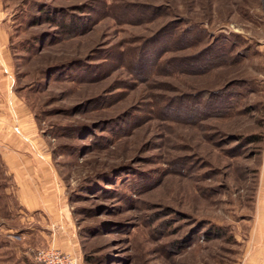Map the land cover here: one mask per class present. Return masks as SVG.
Instances as JSON below:
<instances>
[{
    "label": "rangeland",
    "instance_id": "374dc122",
    "mask_svg": "<svg viewBox=\"0 0 264 264\" xmlns=\"http://www.w3.org/2000/svg\"><path fill=\"white\" fill-rule=\"evenodd\" d=\"M0 110L55 165L82 254L20 240L0 150V264H264V0H0Z\"/></svg>",
    "mask_w": 264,
    "mask_h": 264
},
{
    "label": "crops",
    "instance_id": "0c3cea01",
    "mask_svg": "<svg viewBox=\"0 0 264 264\" xmlns=\"http://www.w3.org/2000/svg\"><path fill=\"white\" fill-rule=\"evenodd\" d=\"M3 99V107L7 108L6 97ZM12 123L14 126L8 112L0 110V150H4L1 160L11 182L15 184L16 199L28 214L24 220L30 224V231L27 235L20 236V240L29 236L39 245L55 246L68 253L80 254V244L73 229L64 187L55 165L42 161L34 152L31 153L27 143L22 141L23 138L18 139L10 132ZM4 143L6 144L3 145ZM6 146L11 147V150ZM258 182L261 214L259 222L263 233L264 166L260 170ZM262 241L264 242V238ZM26 244L21 246L28 250L30 245L28 247Z\"/></svg>",
    "mask_w": 264,
    "mask_h": 264
},
{
    "label": "trees",
    "instance_id": "16d2710c",
    "mask_svg": "<svg viewBox=\"0 0 264 264\" xmlns=\"http://www.w3.org/2000/svg\"><path fill=\"white\" fill-rule=\"evenodd\" d=\"M58 24V26H60L61 28H63L64 29V31H65V33L66 34H68V35H73L74 34V31H72L71 29H67V26H65V19H62L61 21H59V23H57ZM190 30H193V32H195V33H197V31H196V28L194 29V28H192V29H190ZM198 30V29H197ZM200 32H199V34H198V36H196V41L197 42H204V36H203V34L205 35V33L206 32H204V31H202V30H199ZM194 34V33H193ZM186 35V34H185ZM180 39H183V37L182 38H180ZM184 40V39H183ZM184 42H185V40H184ZM220 43H221V41L220 42H213L211 45H208V46H206L205 47V51L203 50L202 51V56H201V58H200V61H202L201 63H204L205 64V62H208V60H210L211 58H218V56H219V52L221 51V50H223V46H225V45H223L222 43V45H220ZM204 57V59H202ZM208 57L210 58V59H208ZM189 61H191V63H193V62H196V60H195V58H193V59H189ZM217 97V96H216ZM206 99L205 100V102H203L202 100L203 99ZM206 106H208L209 107V105H208V103H207V98H206V96L204 97H202V98H200V101L198 102V104H197V107H198V111H204L205 112V109H206ZM222 107V106H221ZM253 139H255V141H253V142H258L259 144H261V150L263 149V147H264V134H263V136L262 137H259V136H253L252 137ZM85 260H86V262H91V261H93V259H91L90 257H88L87 255H85Z\"/></svg>",
    "mask_w": 264,
    "mask_h": 264
},
{
    "label": "built area",
    "instance_id": "2783aa9c",
    "mask_svg": "<svg viewBox=\"0 0 264 264\" xmlns=\"http://www.w3.org/2000/svg\"><path fill=\"white\" fill-rule=\"evenodd\" d=\"M33 261L36 264H82L80 256L54 249L35 251Z\"/></svg>",
    "mask_w": 264,
    "mask_h": 264
}]
</instances>
